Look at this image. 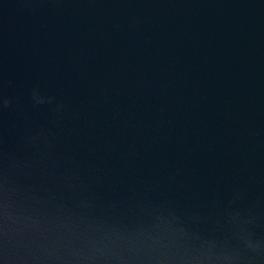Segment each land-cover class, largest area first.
I'll return each instance as SVG.
<instances>
[{
	"label": "water",
	"instance_id": "1",
	"mask_svg": "<svg viewBox=\"0 0 264 264\" xmlns=\"http://www.w3.org/2000/svg\"><path fill=\"white\" fill-rule=\"evenodd\" d=\"M0 264H264V0H0Z\"/></svg>",
	"mask_w": 264,
	"mask_h": 264
}]
</instances>
